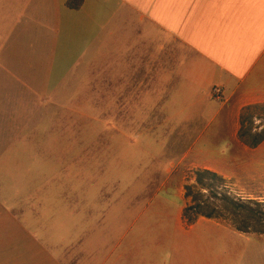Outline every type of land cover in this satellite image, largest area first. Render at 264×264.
<instances>
[{
    "label": "crops",
    "instance_id": "1",
    "mask_svg": "<svg viewBox=\"0 0 264 264\" xmlns=\"http://www.w3.org/2000/svg\"><path fill=\"white\" fill-rule=\"evenodd\" d=\"M0 1L20 7L12 32L0 26V264H137L133 242L106 248L122 206L90 190L89 135L81 121L74 137L69 81L91 72L111 79L114 94L143 97L142 127L171 113L188 144L179 168L217 170L214 145L239 142L243 108L264 105V0H84L78 10L68 0ZM180 200L170 263L210 264L212 251L193 250L195 231L222 225L201 217L186 226L182 191Z\"/></svg>",
    "mask_w": 264,
    "mask_h": 264
},
{
    "label": "rangeland",
    "instance_id": "2",
    "mask_svg": "<svg viewBox=\"0 0 264 264\" xmlns=\"http://www.w3.org/2000/svg\"><path fill=\"white\" fill-rule=\"evenodd\" d=\"M11 4L14 1H0V15L9 14L8 18L0 16V26L6 27L9 33L20 11V7ZM89 74L86 80L69 81L68 87L74 91V137L81 135L80 126L77 127L81 121L83 135L86 130L89 135L90 190L99 189L104 204L119 201L122 206L120 232L108 240L106 248L119 242L122 249L133 242L137 264H166L168 261L171 264L169 250L171 254L181 243L180 191L184 193V186L194 183L195 171L190 166L184 168L183 164L179 168V159L188 145L180 142V120L173 121L171 113L169 118L160 119L156 113L152 127L140 126L137 117L143 97L114 94L111 79L100 81L95 73ZM163 99L171 104L174 97L168 95ZM120 118L131 120L132 128H120ZM86 121L87 127H84ZM262 125L264 118L254 119L256 130ZM204 128L200 125L194 130L201 132ZM200 146L208 147L203 143ZM212 149L217 152L213 160L217 170L214 171L224 178L223 191L239 199L264 204V143L250 149L237 141L228 143L224 139ZM221 156H225L224 159H219ZM209 162L201 160L200 165L213 166ZM91 199L94 201L92 192ZM186 200L189 204L190 200ZM107 209L105 207V211ZM127 210H131L129 218ZM214 221L222 226L210 227L204 223L198 226L195 234L200 235L201 241L192 245L194 251H203V248L212 251L215 256L214 260L208 259L210 264H264V235L237 232L228 216Z\"/></svg>",
    "mask_w": 264,
    "mask_h": 264
},
{
    "label": "trees",
    "instance_id": "3",
    "mask_svg": "<svg viewBox=\"0 0 264 264\" xmlns=\"http://www.w3.org/2000/svg\"><path fill=\"white\" fill-rule=\"evenodd\" d=\"M83 2L84 0H68L66 5L78 10ZM255 118H264V105L246 106L240 115L237 137L239 142L250 149L264 143V126L256 130L253 127ZM223 182L224 178L212 170L194 171V183L184 186V197L190 200L182 212L186 226L195 224L201 217L217 221L228 216L237 232L264 235V204L230 195L221 188Z\"/></svg>",
    "mask_w": 264,
    "mask_h": 264
},
{
    "label": "built area",
    "instance_id": "4",
    "mask_svg": "<svg viewBox=\"0 0 264 264\" xmlns=\"http://www.w3.org/2000/svg\"><path fill=\"white\" fill-rule=\"evenodd\" d=\"M211 94L213 99L220 100L223 96V89L221 87L216 86L212 89Z\"/></svg>",
    "mask_w": 264,
    "mask_h": 264
}]
</instances>
